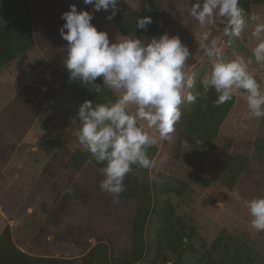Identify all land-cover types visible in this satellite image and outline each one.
<instances>
[{
	"label": "rangeland",
	"instance_id": "1",
	"mask_svg": "<svg viewBox=\"0 0 264 264\" xmlns=\"http://www.w3.org/2000/svg\"><path fill=\"white\" fill-rule=\"evenodd\" d=\"M40 1L33 0L34 12L56 11ZM93 1L111 12L131 6L158 25L155 38L137 46L112 23L105 27L103 45L92 44L84 32V55L127 115L112 141L120 163L140 182L172 176L190 188L189 199L164 196L177 223L188 234L193 229L185 252L178 259L159 245L155 258L164 255L166 264H202L205 256L228 264H264V5L254 0ZM25 2L0 0V14ZM99 23L93 13L82 25L88 30ZM95 32L101 31H93L91 39ZM246 81L249 92L242 89ZM212 84L233 94L235 102L217 137L202 147L187 139L182 110L197 88ZM45 97L49 101L32 114L0 110V232L8 225L15 247L33 255H72L98 242L114 245L121 237L118 227L91 205L72 201L58 223L47 220L57 192L74 174L69 162L75 147L84 138H99V132L65 90ZM36 114L40 122L58 125L36 142L16 147L15 136L30 130ZM143 255L137 264L154 258Z\"/></svg>",
	"mask_w": 264,
	"mask_h": 264
},
{
	"label": "trees",
	"instance_id": "2",
	"mask_svg": "<svg viewBox=\"0 0 264 264\" xmlns=\"http://www.w3.org/2000/svg\"><path fill=\"white\" fill-rule=\"evenodd\" d=\"M254 1L264 5V0ZM112 24L132 46L154 39L158 28L154 20L128 5L121 6L113 15ZM104 41L102 32L92 38L94 44ZM32 45L30 13L22 10L0 26V67ZM250 85L246 81L242 89L249 92ZM61 86L88 116L99 138H84L75 147L69 162L74 174L57 192L47 220L58 223L66 206L77 201L91 205L94 212L112 220L121 237L114 245L98 242L77 254L33 255L15 247L7 225L0 232V264H73L76 259L82 264H137L145 253L154 258L144 264H166L164 255H157L161 258L159 261L155 258L159 245L181 258L186 249L185 239L193 235V229L188 234L185 227L177 223L174 208L164 196L174 193L189 199L187 183L172 176L140 182L125 170L113 152L112 141L118 122L127 115L118 104L114 90L85 55L64 74ZM234 102L233 94L219 91L215 84L197 88L182 110L187 139L194 144L199 142L202 147L209 146ZM120 134L126 136L122 130ZM149 219L153 220L154 227L146 233ZM202 264L228 262L205 256Z\"/></svg>",
	"mask_w": 264,
	"mask_h": 264
},
{
	"label": "crops",
	"instance_id": "3",
	"mask_svg": "<svg viewBox=\"0 0 264 264\" xmlns=\"http://www.w3.org/2000/svg\"><path fill=\"white\" fill-rule=\"evenodd\" d=\"M45 2L52 4L56 11L48 12L43 7L40 12H34L33 0H26L15 12L5 13L2 10L3 13L0 14V26H2L18 12L28 10L33 41L32 47L26 52L0 67V100L2 101L0 110L18 113L32 110V114L49 101L45 96L52 91L68 92L59 86L64 74L86 51L88 44L84 46V32L85 39L92 43L93 31L100 29L105 36V43L107 40L105 27L112 23L113 15L121 8L120 6L111 12L99 7L93 0H41L40 4L44 5ZM93 13L100 22L98 28H92L91 25L88 30H84V24L82 25L84 18ZM6 91L9 93L8 96L5 95ZM36 115L38 117V114ZM39 119L38 117L32 121L30 130L24 136H15L18 142L16 147L22 146L25 141L36 142L44 134L53 132L55 129L53 124L58 125L55 120L40 122Z\"/></svg>",
	"mask_w": 264,
	"mask_h": 264
}]
</instances>
